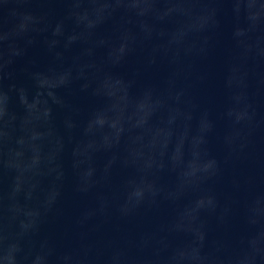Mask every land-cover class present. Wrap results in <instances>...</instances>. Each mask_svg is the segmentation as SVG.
<instances>
[{"label":"water","instance_id":"95a60500","mask_svg":"<svg viewBox=\"0 0 264 264\" xmlns=\"http://www.w3.org/2000/svg\"><path fill=\"white\" fill-rule=\"evenodd\" d=\"M0 264H264V0H0Z\"/></svg>","mask_w":264,"mask_h":264}]
</instances>
